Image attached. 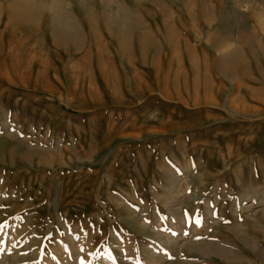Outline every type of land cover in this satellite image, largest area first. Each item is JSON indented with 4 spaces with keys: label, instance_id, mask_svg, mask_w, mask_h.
<instances>
[{
    "label": "rangeland",
    "instance_id": "1",
    "mask_svg": "<svg viewBox=\"0 0 264 264\" xmlns=\"http://www.w3.org/2000/svg\"><path fill=\"white\" fill-rule=\"evenodd\" d=\"M37 3L0 0V264H264V0Z\"/></svg>",
    "mask_w": 264,
    "mask_h": 264
},
{
    "label": "bare ground",
    "instance_id": "2",
    "mask_svg": "<svg viewBox=\"0 0 264 264\" xmlns=\"http://www.w3.org/2000/svg\"><path fill=\"white\" fill-rule=\"evenodd\" d=\"M88 0H74V2L73 1H69V0H67V1H65V0H38V7H44V8H49V11H50V9L55 13L54 14V16H56V18L58 17V19H59V22H57V24H58V26H57V32L58 33H60V34H62V33H65V34H67V33H72L73 31H77V28H78V22H77V20H76V18L73 16L72 17V15H70V9H72V8H70L74 3H76V4H81V5H87L86 4V2H87ZM217 1V0H216ZM203 2H205V1H203ZM63 3H66V7H67V9L65 10V11H62V9H60L59 7L63 4ZM257 4V3H256ZM260 4V3H259ZM89 5V4H88ZM206 5V4H205ZM257 6H258V4H257ZM86 7V6H85ZM258 7H260V6H258ZM68 8H69V12H67V10H68ZM248 8V7H247ZM31 9V8H30ZM34 9V8H33ZM259 9V12H261V14H259V16H258V20H259V24H264V13H263V10H264V7H260V8H258ZM72 14V13H71ZM74 15V14H73ZM116 16V15H115ZM63 18H64V20H63ZM116 18V17H115ZM61 20V21H60ZM114 20H116V19H114ZM60 23V24H59ZM79 30V29H78ZM230 41V40H229ZM219 42V41H218ZM221 43H223V42H221ZM240 48V47H239ZM231 49V46L229 47V50ZM218 51V50H217ZM226 55V54H225ZM230 58H235V56H237L238 55V50L237 49H235V48H233V49H231L229 52H228V54H227ZM228 56H225V57H228ZM228 57V58H229ZM227 60V59H226ZM228 61V60H227ZM251 109H253L254 111H256V109L257 108H251ZM263 109V108H262ZM257 112V111H256ZM174 186V185H173ZM168 197V196H167ZM166 197V198H167ZM1 198V197H0ZM167 201V200H166ZM168 202V201H167ZM171 208V207H170ZM264 211V210H263ZM264 215V214H263ZM249 216V215H248ZM215 218V217H214ZM173 219V217L171 216L170 217V224H171V226L173 227V229H175L176 228V223L174 222V220H172ZM216 219V218H215ZM220 219H222V218H220ZM137 221V220H136ZM184 221V220H183ZM220 221V220H219ZM216 222V221H215ZM241 227V226H240ZM193 230V229H192ZM74 235V234H73ZM72 234L71 235H68V240H69V245H71L70 247H73L75 250H77V252H78V250H79V247H78V245L76 244H74V242L72 241V236H73ZM243 236V235H242ZM74 238V237H73ZM245 239H247V237H244ZM250 238V237H249ZM71 239V240H70ZM180 238H178V240H179ZM172 241H174V240H172ZM181 241V242H180ZM205 241H207V239L205 240ZM209 241H212V240H210L209 239ZM226 242H228L227 240H225ZM72 242V243H71ZM179 244L177 243V245H179V247H180V249H179V251H182V250H188V251H191V252H193V251H198V253H202L203 254V256H205V257H216V258H218V259H223V261H226V262H228V261H230V259H232L231 257H232V254L230 253V252H228V250L226 249V247H223V246H226L225 244H222V242L220 243L219 241L218 242H216V241H213V242H205V245L204 246H202V247H199L198 245H196L197 243H195V242H193V241H191L189 238H187V237H185V238H183L182 240H179ZM78 243H80V240H79V242ZM176 243V242H175ZM204 243V242H203ZM249 244V243H248ZM206 245H209V247L208 246H206ZM210 245H212V246H210ZM60 247H62L61 245H60ZM208 247V248H207ZM63 248V250H61V252L63 251L64 252V247H62ZM231 249V248H230ZM235 249V248H234ZM239 251V255L237 256H235V259L237 258H242L243 259V257H245V255L243 254V253H241L242 251L241 250H238ZM261 252V254L264 256V249L263 250H260ZM233 252V251H232ZM241 253V254H240ZM62 253H60V255H61ZM77 254V253H76ZM79 254V253H78ZM77 254V255H78ZM180 254V253H179ZM76 255V256H77ZM156 255V254H155ZM58 257V256H57ZM234 257V256H233ZM184 259V258H183ZM188 259V258H187ZM242 259H238V261L240 260V261H243ZM77 260V259H76ZM104 260V259H103ZM180 260V259H179ZM189 260V259H188ZM46 261V260H45ZM176 261V260H175ZM190 261H192V260H190ZM194 261V260H193ZM77 262V261H76ZM102 262H105V261H102ZM180 262H183V260L181 261L180 260ZM188 261H185V263H187ZM78 263V262H77ZM184 263V262H183ZM74 264V263H73ZM105 264V263H104ZM108 264V263H107ZM175 264V263H174ZM179 264V263H178Z\"/></svg>",
    "mask_w": 264,
    "mask_h": 264
},
{
    "label": "snow or ice",
    "instance_id": "3",
    "mask_svg": "<svg viewBox=\"0 0 264 264\" xmlns=\"http://www.w3.org/2000/svg\"><path fill=\"white\" fill-rule=\"evenodd\" d=\"M3 207H5V206L0 205V208H3ZM7 227H8V225H7V221H4L3 223H0V231H3V230L6 229ZM0 250H2V249H0ZM81 250H83V249H81Z\"/></svg>",
    "mask_w": 264,
    "mask_h": 264
}]
</instances>
